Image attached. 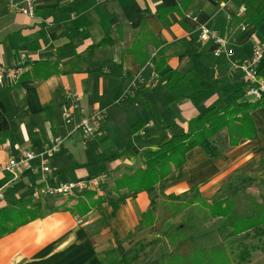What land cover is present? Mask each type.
Returning a JSON list of instances; mask_svg holds the SVG:
<instances>
[{
	"label": "crops",
	"instance_id": "crops-1",
	"mask_svg": "<svg viewBox=\"0 0 264 264\" xmlns=\"http://www.w3.org/2000/svg\"><path fill=\"white\" fill-rule=\"evenodd\" d=\"M10 1L23 4L0 0V67L21 73L0 81V210L30 201L42 206V216L0 237V264H106L112 252L92 227H108L116 249L152 206L140 192L113 209L108 202L117 198L115 181L142 168V152L187 133L189 122L211 108L251 101L232 65L245 62L255 43L264 49V12L244 19L254 0H35L28 16ZM201 25L226 41L220 56L213 54L215 43L198 42ZM170 73L180 79L173 91ZM123 93L126 99L117 102ZM96 109H106V118L83 142L78 123ZM250 118L253 139L229 147L228 132L221 130L212 141L220 147V138L226 140L227 148L214 158L191 149L167 177L163 194L196 192L210 202L234 175L250 177L264 161V107ZM56 137L63 147L45 159V180L41 159L21 173L2 169L21 151L39 150ZM104 175L101 191L86 192L91 205L84 193L57 200L58 209L46 206L50 198H32L46 185ZM79 201L87 212L76 210Z\"/></svg>",
	"mask_w": 264,
	"mask_h": 264
},
{
	"label": "trees",
	"instance_id": "trees-1",
	"mask_svg": "<svg viewBox=\"0 0 264 264\" xmlns=\"http://www.w3.org/2000/svg\"><path fill=\"white\" fill-rule=\"evenodd\" d=\"M262 12H264V1L254 0L247 3L244 19L252 21L258 18ZM263 70L264 59H262L258 67V74ZM176 75L175 73H170V79L168 80V87L172 91L180 81L178 77L173 79ZM259 107H264V98L241 104L229 102L220 108H211L198 121H190L187 133L169 137L158 150L142 152L140 154L142 168L135 171L128 170L126 175L115 181L114 192L117 194V198L110 199L108 203L115 209L128 197H133L140 192H146L151 199L152 206L141 215L135 230L152 228L156 222V217L153 213L155 204L153 193L156 189H159L166 201L165 204L172 208L171 214L174 216L180 214L189 206H198V213L203 214L204 220L221 219L220 229L227 231L226 241L232 240V242H235L238 238L245 239L250 235L258 239L264 237V202H258L246 194L247 187L253 181L250 177L241 178L242 183L247 184L241 186L239 190L216 200L219 192L212 200V203H207L196 192H193L192 197L186 199V201L185 197L188 194L181 196L163 194V185L167 177L172 170L185 164L186 154L191 149L200 147L210 158L220 154L221 150L213 143L212 139L221 130L226 129L228 132L229 147L236 146L242 140L253 139L255 130L250 114ZM245 121H247V124H245ZM262 165H264V161ZM231 186L232 183L230 181L227 189ZM84 196H86L90 205L94 204L92 202V193H84ZM186 203L189 205H186ZM84 204V202L79 201L76 210L81 211L86 208ZM55 209H58V207ZM88 209L87 206L86 212ZM41 211L42 206L39 203H31L30 201H20L14 206L0 210V237L9 234L29 220L41 217ZM191 224L190 219L184 223V226L182 225L183 227L180 226L181 223L176 225L163 221L162 225L166 227L163 230V238L159 239L160 236H158L154 240L140 243L138 252L131 257V262L137 263L139 255L144 253L148 247L156 245L159 240H163L167 244L169 251L149 261L147 264H244L249 260L250 250L247 248L242 249L241 242H237V247H234L235 243L232 242V244L199 247L193 235L185 232V229L191 228L189 227ZM200 224L198 223L197 225L199 226ZM120 243H116V248H119ZM237 248L238 250L236 251ZM234 251H236L233 254L237 257L236 263L231 258L233 255H230ZM113 254H108L106 258ZM116 258L115 263L119 264L121 260L119 254Z\"/></svg>",
	"mask_w": 264,
	"mask_h": 264
},
{
	"label": "rangeland",
	"instance_id": "rangeland-1",
	"mask_svg": "<svg viewBox=\"0 0 264 264\" xmlns=\"http://www.w3.org/2000/svg\"><path fill=\"white\" fill-rule=\"evenodd\" d=\"M218 145L220 146L218 147L219 149L227 148L226 140H221V138L220 141H218ZM126 173H123L122 176L126 175ZM249 176L253 181L252 184L247 187L246 194L251 196L258 202H264V165L259 164L258 169L251 172ZM231 180L230 181L232 183V186L229 187V189H227V185L224 186V188L218 194L216 200L231 195L233 191H237L241 188V186L247 184L242 183L241 177L238 178L235 175ZM109 187L112 188V184H110ZM107 194L111 196V193H109L108 189H106L105 191L106 198H108ZM153 197L155 199L153 213L156 217L154 226L152 228H141L135 230L133 233L129 234L128 237L124 239V241L120 243L119 248L117 247L115 249V247L111 245L110 242H108L107 236L110 235L108 227H106L103 231L100 230L99 226L92 227L95 234H100L99 237L102 238L105 248H110V252L114 253L113 255L108 256L105 259L106 264H116L115 260L117 259L116 257H118V254L121 257L119 264H147L149 261L158 258L162 254L167 253L169 251L168 246L163 240H159L156 245L148 247L144 253H141L139 255V260L137 263H132L131 257H133L134 254L138 252L139 244L145 241L154 240L158 236H160L159 239H162L163 230L164 228H166L165 225H162L163 221H167L169 224L176 225L181 223L180 226H184V223L188 222L189 219L192 222V224L189 226L191 228L185 229V232L187 234L191 233V235H193L194 240L199 247L204 248L227 243H235L234 247H237V242H241L242 249L247 248L250 250V258L244 264H264V237L258 239L250 235L245 239L238 238L235 242H232V240L226 241L225 238L227 235V231L220 229V225L222 223L221 219H214L210 221L204 220L202 217L203 214L201 215L200 213H198V206H189L180 214L174 216L173 214H171L172 208H170L168 204H165L166 201L164 200L162 192H160L159 189H156L154 191ZM191 197L192 192L185 197V201L186 199H190ZM63 199L64 198L62 196L50 198L46 201V206L48 205L49 207H57L55 206L57 205V200ZM206 202L212 203V201ZM186 205L189 204L186 203ZM198 223L201 224L198 226ZM195 225H197V227H195ZM96 228H99V230H97ZM237 250L238 248L236 249V251ZM236 251L231 252L230 255L232 256ZM231 258L234 263L237 262V257L233 255V257Z\"/></svg>",
	"mask_w": 264,
	"mask_h": 264
},
{
	"label": "built area",
	"instance_id": "built-area-1",
	"mask_svg": "<svg viewBox=\"0 0 264 264\" xmlns=\"http://www.w3.org/2000/svg\"><path fill=\"white\" fill-rule=\"evenodd\" d=\"M23 4L17 1H10L9 7L16 10L17 12L32 16L34 10L35 0H23ZM215 43L218 48L214 51V56H220L222 49L226 47V41L219 37L218 34L208 28L205 25L198 27V42ZM225 54L229 56L231 51H225ZM264 59V49L260 43H255L252 49L250 57L242 63L233 64L232 70L237 71L242 75V79L247 84V90L245 96L251 100H261L264 98V79L258 74V67ZM21 70L19 68H2L0 67V81L5 77L15 80L20 75ZM125 99V93H123L117 100V102ZM75 100L74 102H76ZM106 118V109H96L90 114L84 115L77 126L81 134V139L83 142L89 141L95 133H97ZM64 139L61 137H56L49 140L45 145H43L39 150L35 151H21L17 157H11L6 165L2 168L5 171L11 173H21L30 168V163L35 159H41L43 161V179L47 178L49 174V169L45 166V159L52 157L60 152L63 147ZM16 176V180H17ZM107 182V177L101 176L91 179H83L77 181L69 182H57L55 185H46L43 190L35 191L32 198L34 201H40L46 198H53L57 196L62 197H73L78 194L86 192H99L102 190ZM3 198L0 191V200Z\"/></svg>",
	"mask_w": 264,
	"mask_h": 264
}]
</instances>
